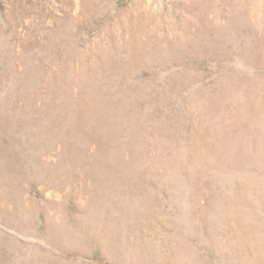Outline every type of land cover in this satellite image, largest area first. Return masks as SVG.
I'll list each match as a JSON object with an SVG mask.
<instances>
[{"label": "rangeland", "instance_id": "1", "mask_svg": "<svg viewBox=\"0 0 264 264\" xmlns=\"http://www.w3.org/2000/svg\"><path fill=\"white\" fill-rule=\"evenodd\" d=\"M0 264H264V0H0Z\"/></svg>", "mask_w": 264, "mask_h": 264}]
</instances>
